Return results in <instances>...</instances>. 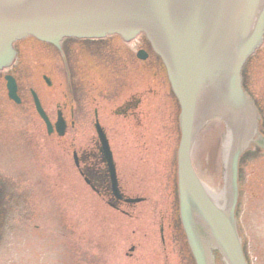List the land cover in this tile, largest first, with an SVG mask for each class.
I'll list each match as a JSON object with an SVG mask.
<instances>
[{
  "label": "water",
  "instance_id": "1",
  "mask_svg": "<svg viewBox=\"0 0 264 264\" xmlns=\"http://www.w3.org/2000/svg\"><path fill=\"white\" fill-rule=\"evenodd\" d=\"M263 32L264 0H0V70L14 60L13 43L25 36L60 48L64 37L117 34L127 41L143 34L179 103V216L195 264H216L215 256L219 264H247L235 213L238 167L251 147L264 150V135L241 69ZM5 79L8 97L20 102L15 79ZM213 121L229 132L216 197L203 186L191 155L197 135Z\"/></svg>",
  "mask_w": 264,
  "mask_h": 264
},
{
  "label": "flooded vegetation",
  "instance_id": "2",
  "mask_svg": "<svg viewBox=\"0 0 264 264\" xmlns=\"http://www.w3.org/2000/svg\"><path fill=\"white\" fill-rule=\"evenodd\" d=\"M133 40L131 45L132 40L125 41L117 35L66 37L61 40L60 48L32 36L15 41L14 62L19 49L29 47L31 42L47 44L61 54L71 98L69 102H56L55 118L53 110H49L47 102L42 100L41 89L30 87L29 98H23L17 76L11 71L14 62L8 71L0 72L2 78L7 73L15 78L21 98L18 105L28 104V111L32 109L45 128L42 136L46 140L54 137L57 142H63L62 148L70 156L80 185L90 192L87 196L98 203L99 211L115 214L120 223L117 227L124 224L126 244L122 252L126 257L125 264H174V259L178 264H195L179 216L176 159L180 134L179 103L160 57L143 35ZM263 44L264 35L260 47ZM134 45H137L135 49ZM72 55L77 57L73 56L72 60ZM74 73L79 81L73 92L70 79ZM244 75L242 70V85L261 115L246 88ZM42 78L47 86H51L49 76L43 74ZM31 90L36 93L50 122V131L35 108ZM58 121L62 126L60 133ZM158 130H163L164 142L155 140L159 138ZM260 130L264 135L262 115ZM156 181L165 186L167 193L164 196L143 195L141 191L131 189ZM106 260L97 264H106Z\"/></svg>",
  "mask_w": 264,
  "mask_h": 264
},
{
  "label": "rangeland",
  "instance_id": "3",
  "mask_svg": "<svg viewBox=\"0 0 264 264\" xmlns=\"http://www.w3.org/2000/svg\"><path fill=\"white\" fill-rule=\"evenodd\" d=\"M31 43L19 49L11 71L23 98H29L30 87L41 89L42 100L55 118L56 102L71 98L62 57L47 44ZM73 56L77 57L72 55V60ZM242 70L246 88L261 111L264 131V44ZM43 74L50 77L51 86L44 83ZM78 81L76 74L70 79L73 92ZM27 105L8 99L0 72V264H97L107 258L106 264H125L124 224L117 227L115 214L99 211L98 203L87 196L90 192L80 185L63 142L42 136L45 128ZM161 131L155 140L164 142ZM222 134L221 124L211 122L197 135L193 152L196 169L218 192ZM260 150L248 149L238 172L235 213L247 264H264V151ZM131 189L156 197L167 193L157 181ZM172 262L178 264L177 259Z\"/></svg>",
  "mask_w": 264,
  "mask_h": 264
},
{
  "label": "bare ground",
  "instance_id": "4",
  "mask_svg": "<svg viewBox=\"0 0 264 264\" xmlns=\"http://www.w3.org/2000/svg\"><path fill=\"white\" fill-rule=\"evenodd\" d=\"M263 35H264V32H263ZM262 44V43H261ZM261 46V45H260ZM259 46V47H260ZM258 47V48H259ZM229 135V132H226V131H223V134H222V141H223V143H224V146H225V144H226V141H227V139H228V136ZM256 147V146H255ZM224 148V147H223ZM262 151H264V150H262ZM193 152H194V148H193ZM193 152H192V157H193V165L195 166V168H196V165H195V162H194V154H193ZM196 171H197V169H196ZM197 173H198V175H199V177H200V179H201V182H202V184H203V186L206 188V190L210 193V194H213V195H215V197L217 196V195H219V193L215 190V189H213L210 185H208V183L204 180V178L202 177V175H200V173L197 171ZM178 204H179V202H178ZM238 234H239V237H240V239H241V235H240V232H239V229H238ZM186 237V236H185ZM242 242V241H241ZM188 244V243H187ZM243 245V244H242ZM243 247V246H242ZM243 250H244V248H243ZM195 261V260H194ZM215 263L216 264H219V261H218V256L216 257L215 256Z\"/></svg>",
  "mask_w": 264,
  "mask_h": 264
}]
</instances>
